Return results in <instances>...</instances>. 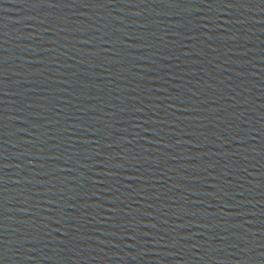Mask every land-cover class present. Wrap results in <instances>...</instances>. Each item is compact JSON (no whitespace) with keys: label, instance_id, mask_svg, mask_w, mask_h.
Here are the masks:
<instances>
[{"label":"water","instance_id":"1","mask_svg":"<svg viewBox=\"0 0 264 264\" xmlns=\"http://www.w3.org/2000/svg\"><path fill=\"white\" fill-rule=\"evenodd\" d=\"M0 264H264V0H0Z\"/></svg>","mask_w":264,"mask_h":264}]
</instances>
